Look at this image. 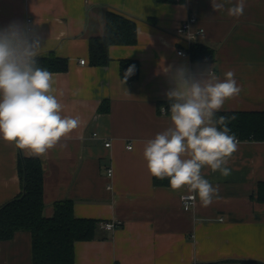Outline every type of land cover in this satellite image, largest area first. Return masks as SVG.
Wrapping results in <instances>:
<instances>
[{"label":"crops","instance_id":"crops-1","mask_svg":"<svg viewBox=\"0 0 264 264\" xmlns=\"http://www.w3.org/2000/svg\"><path fill=\"white\" fill-rule=\"evenodd\" d=\"M227 7L216 12L211 0H0V28L12 21L28 28L30 18L40 56L68 60L66 71L51 73L63 114L80 125L46 155L34 156L43 166L44 214H53L56 200L71 199L76 217L116 223L76 241L75 264H264V200L257 198L264 141H237L228 177L203 168L218 198L203 207L196 197L188 211L181 203L187 190L154 185L143 156L146 141L172 126L165 95L173 87L170 66L191 74L213 69L220 80L233 71L242 91L220 111L264 110V0H245L239 18L228 16ZM107 11L135 20L137 41L110 45V62L93 66L89 38L105 33ZM189 14L204 31L198 42L212 51L207 61L176 53L185 44L176 28ZM126 58L138 60L140 73L124 83L119 67ZM20 155L31 156L0 139V206L21 192ZM0 264H31L29 232L0 241Z\"/></svg>","mask_w":264,"mask_h":264},{"label":"clouds","instance_id":"clouds-1","mask_svg":"<svg viewBox=\"0 0 264 264\" xmlns=\"http://www.w3.org/2000/svg\"><path fill=\"white\" fill-rule=\"evenodd\" d=\"M211 3L216 12L227 5L230 17L244 14L245 0ZM42 48L40 38L18 21L0 28V139L38 157L70 137L80 125L78 118L63 114L53 75L37 59ZM135 71V65L127 68L124 83ZM167 71L172 73L173 87L165 94L171 101L172 126L146 141L143 156L152 177L169 179L173 191L186 189L192 202L198 197L200 204L208 207L218 198V188L203 177L202 169L208 167L228 177V162L237 150L228 118L216 119V113L242 89L233 71L226 72L223 80L209 68L199 74H191L183 66L175 70L170 66ZM184 206L191 205L186 201Z\"/></svg>","mask_w":264,"mask_h":264},{"label":"trees","instance_id":"trees-1","mask_svg":"<svg viewBox=\"0 0 264 264\" xmlns=\"http://www.w3.org/2000/svg\"><path fill=\"white\" fill-rule=\"evenodd\" d=\"M162 3L184 2L185 0H157ZM137 41L135 20L114 11H107L105 33L92 36L88 42V62L93 66H105L110 62V45H133ZM212 51L201 42H194L190 48V59L199 62L205 56L211 58ZM40 66L49 72H64L68 69V60L53 53L37 58ZM130 65L136 66L133 76L127 81L139 77L138 60L126 58L120 60V77ZM103 109V104L99 110ZM220 116L228 118L230 134L238 140L264 141V110L219 111ZM220 127L219 125H217ZM17 170L22 186L21 192L0 206V241L11 239L18 231H27L31 237V264H75L74 243L91 240L95 237L98 220L80 218L74 215L73 200L60 199L53 203V214H44L43 166L38 157L20 155ZM156 186H170L169 179L152 177ZM257 198L264 200V182L258 186Z\"/></svg>","mask_w":264,"mask_h":264},{"label":"built area","instance_id":"built-area-1","mask_svg":"<svg viewBox=\"0 0 264 264\" xmlns=\"http://www.w3.org/2000/svg\"><path fill=\"white\" fill-rule=\"evenodd\" d=\"M196 21H197L196 16L194 14H189L187 16V18L183 22H181L179 24V26L176 28L177 34L180 35L183 38V40L185 41V44L183 46L179 47L176 51L177 55H179L181 57H190V48H191L192 44L194 42H198V39L200 37L204 36V31L202 28H200V27L194 28L193 27V25L196 23ZM27 23H28V29H30V23H31L30 18L27 19ZM203 59L205 61H207V60H209V57L205 56V57H203ZM79 63L80 64H86L87 62L84 58H82L79 60ZM210 72L215 74V71L213 69H210ZM162 110L164 112H166L167 107L163 106ZM93 135L97 136L96 133H94ZM236 140L239 141L237 138H236ZM104 145L106 147H108L110 145V142H105ZM127 148H131V144H128ZM107 176L108 177L112 176V168L111 167L107 168ZM108 187H111V186L109 185ZM186 201L189 202L191 205L188 208H185V206H184ZM181 203H182L183 209L185 211H188L194 207V205L196 203V199H195V202H192V194L187 191L181 195ZM99 226H101L105 230L111 231L116 227V223L114 221H105V222H100Z\"/></svg>","mask_w":264,"mask_h":264}]
</instances>
